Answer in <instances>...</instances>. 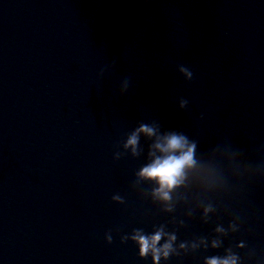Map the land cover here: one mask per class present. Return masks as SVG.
Here are the masks:
<instances>
[{
    "label": "water",
    "instance_id": "water-1",
    "mask_svg": "<svg viewBox=\"0 0 264 264\" xmlns=\"http://www.w3.org/2000/svg\"><path fill=\"white\" fill-rule=\"evenodd\" d=\"M169 132L195 164L166 200ZM229 256L264 264V0H0V264Z\"/></svg>",
    "mask_w": 264,
    "mask_h": 264
},
{
    "label": "clouds",
    "instance_id": "clouds-1",
    "mask_svg": "<svg viewBox=\"0 0 264 264\" xmlns=\"http://www.w3.org/2000/svg\"><path fill=\"white\" fill-rule=\"evenodd\" d=\"M188 76H191L190 72L186 69H181ZM143 133L148 137L156 135V129L146 124H142L135 132L129 137L127 145H137L139 134ZM158 142L154 145L158 149L163 157L156 158L153 163L144 167L140 173L141 176L155 180L159 184V188L156 190L163 199H170L169 191L182 182L184 171L186 168H190L195 164L194 149L195 144L189 143L187 137L177 132L166 133L162 138L158 137ZM219 231V229H218ZM162 231H158L155 235L146 237L144 235L137 234L133 239L140 245L141 255H146L151 249L154 253V260L158 259L157 243L160 241ZM175 237H170V240H174ZM171 244H165L164 248L169 249ZM213 247H217L214 243ZM164 255L167 256L168 252L165 251ZM207 264H237V257L229 256L226 259H219L216 257L207 260Z\"/></svg>",
    "mask_w": 264,
    "mask_h": 264
}]
</instances>
